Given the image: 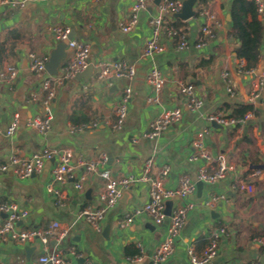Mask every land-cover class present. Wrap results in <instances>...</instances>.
<instances>
[{"label":"crops","instance_id":"obj_1","mask_svg":"<svg viewBox=\"0 0 264 264\" xmlns=\"http://www.w3.org/2000/svg\"><path fill=\"white\" fill-rule=\"evenodd\" d=\"M6 1H13L15 6L11 9ZM233 1L203 0L202 11L213 13L220 24L215 26L214 39L208 40L202 33L206 18L195 15L186 20L189 48L178 50L170 39L162 37L164 51L145 56L143 49L152 35L148 20L158 12L155 0H148L147 9L140 13L137 25L130 32L120 26L128 20L133 0H0V125L6 129L14 115H19L13 134L0 135V163L7 162L13 153L29 159L45 147L56 151L70 149L73 162L105 152L108 158L104 167L112 176L132 174L139 179L125 190L119 203L108 208L103 228L97 232L78 216L84 206L100 205L105 180L97 173H88L82 189L74 186L82 167H76L66 181L57 183L59 191L68 196L65 202L48 190L52 169L59 161L56 153L39 174L29 179L19 178L13 169L0 172V201L27 205L30 209L29 216L19 221L20 226L45 227L58 220L68 229V237L60 242L52 240L49 248L61 252L69 264H149L167 235L170 218L157 225L142 215L127 223L125 214L148 198V183L141 180L146 169L153 176L165 165L170 166L169 175L164 179L167 187H176L185 173L196 182L195 191L187 199L194 208L176 240L174 257L165 264H194L190 248L204 254V243L207 248L212 235L221 228L226 232L220 235L218 254L210 264H261L259 258L264 254V246L254 239L264 238V196L258 197L264 190V173L256 168L264 161V86L260 89L257 79L264 75V36L262 59L255 73L240 70L241 58L234 51L237 39L231 29ZM257 16L264 25V12H258ZM247 18L253 19L251 12ZM53 24L70 26L73 37L87 42L91 51L89 65L82 72L85 77L79 74L64 77L66 64L74 53L69 46L58 74L52 75L46 70L54 76L56 96L52 104V129L43 135L26 125L28 118L43 113L45 96L42 76L29 69V54L36 53L48 61L59 43L50 31ZM202 40H206V45L196 47ZM101 61L110 64L126 61L135 67L136 73L132 79L113 77L108 83H101L96 67ZM91 64L93 71L88 72ZM9 65L20 70L12 82L1 80L2 72ZM153 68L161 69L168 78L157 94L147 80ZM179 80L196 86L204 102L202 107L194 110L187 107L188 99L177 85ZM126 87L132 89L129 113L122 128L114 129L115 106ZM256 92L258 95L254 97ZM149 97L155 100L148 102ZM173 106L183 108L178 124L159 138L139 136L158 113ZM242 106L250 110L236 124L224 126L209 119L211 115H236ZM73 121L87 126L73 131ZM137 136L138 141H133ZM196 142L202 143L215 157L223 154L226 163L233 167L224 179L214 184L203 182L201 189L197 187L198 171L204 161L189 159L199 152ZM148 159H152L149 165ZM237 180L252 183L255 193L234 188ZM213 194H225L226 199L209 203ZM5 216L0 213V225ZM139 242L143 246V260L130 261L131 253L140 250ZM71 247H76L79 256L69 252ZM42 254L38 240L4 243L0 245V264H40Z\"/></svg>","mask_w":264,"mask_h":264},{"label":"built area","instance_id":"obj_2","mask_svg":"<svg viewBox=\"0 0 264 264\" xmlns=\"http://www.w3.org/2000/svg\"><path fill=\"white\" fill-rule=\"evenodd\" d=\"M95 2H101L103 0H94ZM258 12H264V0H254ZM12 9L15 6L13 1H6ZM148 0H133L130 15L125 23L121 24V29L125 32L132 31L139 21L140 13L147 9ZM182 0H161L158 4L157 14H152L149 17V25L152 29V35L145 43L143 54L145 56H151L155 53L164 51L165 46L162 43V37L170 39L178 50L189 48L191 42L187 33H181L172 23L166 18V15L173 16L174 13L179 12L182 9ZM197 15V14H196ZM203 15L207 23L202 26V33L209 39L216 37L215 26H219L217 17L208 10L200 11L198 16ZM174 17V16H173ZM50 31L56 37L57 40H66L70 35L72 29L68 25L53 24L50 26ZM206 45V40L199 41L195 44L196 47L202 48ZM68 46L73 49L74 53L72 58L68 61L65 68L64 77L72 78L77 74L82 73L89 65L90 58V45L85 42L72 38L68 42ZM31 63L30 71L42 76V88L45 91V96L42 101L43 113L32 116L27 119L26 125L33 129H36L43 135H47L52 129V104L56 96V90L54 87V76L46 73L47 59L37 55L36 53L29 54ZM97 67V79L101 83H108L113 77L132 79L136 73V69L133 65L126 61H118L114 64H110L104 61L98 63ZM240 70H246L248 73H255L256 68L246 69L244 65V59H241L239 63ZM19 69L12 65L6 67L1 74V80L12 82L19 76ZM228 73L225 76L228 77ZM258 87L262 89L264 86V75H259ZM148 82L154 88L155 93L162 91L164 86L168 82L167 75L159 68H153L147 78ZM180 92L187 97V107L190 109H199L204 104L203 99L197 92L196 86L188 81L179 80L177 82ZM132 89L126 87L124 93L115 106L116 120L112 123L114 129H121L129 113V102L131 100ZM258 95V92L254 93V97ZM154 97H149L148 102H153ZM183 117V108L180 106H173L163 109L158 113L150 122L147 130L142 132L139 136L146 138H159L162 134L175 124H178ZM211 121H215L221 125L229 126L236 124L242 119L227 117L225 115L216 116L211 115L209 118ZM19 123V115L15 114L11 124L5 129L0 125V135H11L15 131L17 124ZM98 122H94L97 124ZM87 124L72 126L73 131H80L85 129ZM140 137H135L133 141H138ZM195 145L199 149L198 154H192L189 159L194 161L202 159L204 165L198 171V181L214 184L226 177L227 171L233 167L226 163L223 154L213 156L209 151L203 148V144L196 142ZM58 154L59 161L54 166L51 172V183L48 190L60 201L68 200V196L62 194L57 188V183L64 182L72 175L76 170V167H82L78 179L74 182L76 189H82L84 183L87 181V175L89 172H95L97 175L105 180L104 191L100 194V205L88 204L81 208L78 212L80 218L85 219L90 223L97 232H101L103 228V221L109 207H113L119 203L124 195L126 189L131 185L139 181V179L130 174L124 177H114L111 172L104 166L106 164L108 155L105 152H101L98 156L90 159H78L73 162V152L70 149H62L56 151L51 147H45L42 150L32 154L29 159H22L17 153H13L9 160L4 163H0V172L13 169L16 175L21 179H29L39 174L48 161L54 154ZM152 159L147 160L149 165ZM76 163V166H75ZM215 166H212V164ZM170 166L165 165L160 173L157 175H150L149 169H146L141 180L148 183V198L142 205H135L131 211L125 214V222L131 223L136 218L145 215L149 217L155 224H161L167 217L170 218V223L166 237L161 241L155 250L154 254L150 258L149 264H165L172 257H174L176 249L175 243L179 236L180 231L184 227L188 218L189 212L194 208L193 203L188 201V197L195 191L196 182L191 179L188 174L181 175L178 185L176 187H167L164 183L165 177L169 175ZM234 188L248 192L250 194L255 193V186L244 180L235 181ZM62 199V200H61ZM226 199L225 194H213L209 203L215 204ZM172 200L173 205L171 208V214L166 213V202ZM59 201V202H60ZM0 213H5V219L0 225V245L4 243H30L33 241H40L42 244V255L39 258L40 264H69L64 255L55 250H50L49 244L52 240L57 242L65 240L69 231L64 227L60 221L55 220L49 225L37 226V227H22L19 225V221L25 219L30 214V209L27 205H21L14 202L0 201ZM226 231L224 228L215 232L204 254L201 257H197L194 254L193 248H190L191 260L194 264H210L218 254L219 237ZM255 243L264 246V238H255ZM140 249L135 255L128 257L130 261H142L143 260V246L139 242L137 244ZM69 252L74 256L77 254L76 247H71ZM86 264H93L87 262ZM256 264H260L256 262Z\"/></svg>","mask_w":264,"mask_h":264},{"label":"trees","instance_id":"obj_3","mask_svg":"<svg viewBox=\"0 0 264 264\" xmlns=\"http://www.w3.org/2000/svg\"><path fill=\"white\" fill-rule=\"evenodd\" d=\"M203 0H200L199 7L197 8V15L201 9V4ZM251 12L253 19L248 20L247 15ZM231 29L233 31V36L237 39V45L234 48L238 58L246 60V69L257 68L262 59L261 44L264 36V25L263 22L258 18V8L254 0H234L231 7ZM169 21H172L174 26L181 32L186 33V21L179 18L166 15ZM250 110L247 106H242L240 111L236 115H230V117L235 118H245L247 112ZM85 122V120L83 121ZM83 122L73 121V124H80ZM206 243H204L203 249L206 248ZM139 251L134 250L131 255L137 254ZM194 254L197 257H201L203 254H199L195 249Z\"/></svg>","mask_w":264,"mask_h":264},{"label":"water","instance_id":"obj_4","mask_svg":"<svg viewBox=\"0 0 264 264\" xmlns=\"http://www.w3.org/2000/svg\"><path fill=\"white\" fill-rule=\"evenodd\" d=\"M161 0H155L156 4H159ZM183 1V6L182 9L174 13L173 16L175 18H179L183 21H186L192 17H194L197 13L196 6L198 3V0H182ZM74 32L71 31L70 35L66 40L59 41V43L56 45V47L51 51L50 57L46 63V70L48 73L52 75L58 74L59 68L63 65L64 59L67 57V51L66 48L68 46V42L70 39L73 38ZM93 64L89 66L88 72L93 71ZM85 77L84 73H80L79 77ZM256 168L259 169L260 171H263L264 173V161L261 164L256 165ZM203 185V182H198L197 187L198 189H201ZM264 196V190L260 192L258 197ZM173 205V201L169 200L166 202V213L167 215L171 214V208ZM55 242V240L53 241ZM261 264H264V254L261 255L259 258Z\"/></svg>","mask_w":264,"mask_h":264},{"label":"bare ground","instance_id":"obj_5","mask_svg":"<svg viewBox=\"0 0 264 264\" xmlns=\"http://www.w3.org/2000/svg\"><path fill=\"white\" fill-rule=\"evenodd\" d=\"M94 122V121H93Z\"/></svg>","mask_w":264,"mask_h":264}]
</instances>
